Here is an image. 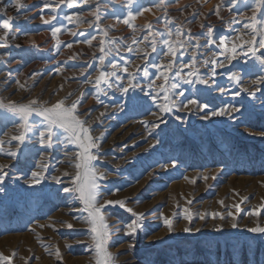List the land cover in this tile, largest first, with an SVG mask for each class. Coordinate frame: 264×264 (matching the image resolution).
<instances>
[{"label": "rangeland", "instance_id": "1", "mask_svg": "<svg viewBox=\"0 0 264 264\" xmlns=\"http://www.w3.org/2000/svg\"><path fill=\"white\" fill-rule=\"evenodd\" d=\"M221 1L164 0L156 7L160 0H133L134 7L147 6L151 12L131 20L130 28L118 20L126 18L128 0H77L74 8L61 5L55 12L53 6L59 0H20V9L14 6L15 0H0V17L11 20L6 41L2 39L5 30L0 28V44H6L0 47V101L28 104L35 99L39 101L34 106L37 109L61 100L65 106L78 101L77 114L87 121L99 145L92 151L98 156L93 163L105 177L98 181L100 203L125 201L127 208L143 214L142 228L128 235L126 226L136 217L118 205L103 209L110 233L108 251L116 258L115 264H264V234L247 231L257 225L264 227V209L259 216L247 215L264 205V137L255 134L264 127V84H252L264 73H243L248 65L259 69L251 54H238L231 61L225 58L219 40L227 37L229 50L233 43L248 40L249 30L243 25L252 13L247 8L234 10L242 2L233 7L232 0ZM97 7L99 20L91 15ZM75 13L82 14L79 23L64 19ZM52 15L56 19L45 24ZM53 27L61 28L55 38ZM149 27L154 35L149 34ZM209 28L216 40L210 45ZM177 29L183 46L173 61L165 54L164 40H175ZM238 36L243 40H237ZM101 41L106 51L111 49L103 65ZM237 53H242L240 47ZM262 53L264 48L257 55ZM206 59L218 61L212 88L205 91L203 85L184 83L181 77L187 78L190 70L211 76L213 65H205ZM169 62L173 66L166 73V86L178 85L169 95L180 110L163 113L159 107L164 103L163 93L158 86L164 81L156 80L160 69L154 65L167 66ZM112 63L117 64V76L110 78L112 87H95L101 71H114ZM230 69L241 70L239 84L228 79ZM129 74L139 87L125 95L120 86H127ZM221 88L225 90L221 92ZM130 96L138 97L140 103L130 104ZM189 99L209 107L203 112L196 105L183 108ZM222 107L240 111L211 115ZM205 113L207 119H201ZM3 115L0 112V141H5L0 165H7L8 176L2 185L5 191L0 193V255L12 256V264H95L90 225L85 222L87 212L78 193L64 191L73 187L79 149L55 138L53 147H41L34 129L18 156L10 157L6 153L17 151L16 142L9 144V136L3 132L11 135L14 129L10 124L5 127ZM31 120L42 124L41 117L33 115ZM66 135L57 130L60 141H65ZM32 172L44 177L34 186L28 183ZM184 209L191 213V222L184 219ZM213 213L219 215L213 218ZM165 218L172 220L173 231L165 226ZM233 223L238 227L234 229ZM186 227L192 231L184 232Z\"/></svg>", "mask_w": 264, "mask_h": 264}, {"label": "snow or ice", "instance_id": "2", "mask_svg": "<svg viewBox=\"0 0 264 264\" xmlns=\"http://www.w3.org/2000/svg\"><path fill=\"white\" fill-rule=\"evenodd\" d=\"M84 3H88V0H83ZM164 0H160L156 7H161L163 5ZM242 2L248 10L251 11L252 15L247 17L248 22L243 25L244 29L249 30L247 35L250 37L248 40L243 41L240 45L233 43L231 49L228 48L227 37H223L219 40V44L224 46V52L226 54L225 58L228 61H231L236 58L238 54H242L244 56H251L254 58L255 61L259 64V69H257L256 65H248L242 71L245 74H252L254 72H262L264 73V53L257 55L259 49L264 48V0H232L233 7L236 6L237 3ZM61 5H66L69 8H74L77 5V0H59V3L53 6V12L55 9L59 8ZM17 9L22 7L20 0H15V5ZM128 8L126 18H118L119 22L126 24L128 27H133L130 23L131 20L136 19L137 16H141L144 12H151V8L147 6L137 5L133 6V0H128V4L126 5ZM99 11L100 9L97 7L95 11L91 13V15L95 16L97 20H99ZM246 15V13H243ZM82 15L81 13H75L74 15H66L64 19H66L69 23H79V17ZM216 15H219V9L216 10ZM2 19V17H0ZM41 19H44L41 16ZM56 16L52 15L51 19L44 20L45 24H50L52 20H55ZM238 22V21H237ZM171 23V22H168ZM203 27V26H202ZM0 28L5 30V35L2 39L5 41L7 40V33L11 31V20L9 19H2V23H0ZM61 31L59 27H53L52 35L53 38L56 37V34ZM82 34V33H81ZM149 34L154 35L151 33L149 27ZM73 36L77 35V33L73 32ZM107 35V33H105ZM169 37L173 34L171 31L168 32ZM182 33L179 29H177L175 33V40L165 39L164 44L167 46L166 55L172 57L173 61L177 55V51L179 48L183 46V42L181 41ZM208 41L207 43L210 45L215 43L216 40L214 38L213 29L209 28L207 31ZM259 37V39H258ZM94 38V37H93ZM144 39H147L145 37ZM237 40H243L242 36H238ZM137 41L134 39L133 43ZM87 43L91 44V40H88ZM104 41H101V48L100 52L104 53L100 57V64L103 65L105 62V58L108 54H110L111 49L106 51L104 45ZM247 44L248 46L245 48L244 45ZM6 44H0V47H4ZM59 47V44H57ZM68 47H71L69 44ZM237 47L242 49V53H237ZM152 51H156L155 41L151 42ZM132 51L131 47L128 49ZM230 51V54H228ZM215 55V54H213ZM205 65L211 63L213 65L211 76L204 77L200 75L197 71L190 70L187 72V78H183V82L186 84L191 85H203L204 90L206 91L209 88H212L214 79L216 76L215 66L217 65L218 61L216 59L212 60H204L203 62ZM247 63V62H245ZM173 64L169 62L167 66L164 65H154V67H158L160 69L159 75L156 77V80L163 79L164 84L159 85L160 92L163 93L164 103L160 105V111L163 113H170L174 109L179 111L180 106H178L171 98L169 93L177 89L178 85L173 82L170 86H166L168 84L169 77L166 74L168 71L171 70ZM222 66V65H221ZM184 67H188L192 69L193 65H184ZM111 68L114 69L112 72L101 71L99 77L95 81V87L99 88L101 84H107L108 87H112L110 82L111 77H116L117 73L115 69H117V64L112 63ZM125 72L128 69L125 67L123 69ZM139 71V69H137ZM177 76H181V71L176 72ZM144 76L147 78L149 73L147 69L144 70ZM134 76L129 74V79L127 81V86H120V91L127 95L129 91L135 92V90L139 87V85L134 84ZM119 79V77H117ZM228 79L230 81L236 82L237 84L240 83L242 76L241 70H229ZM211 81V82H210ZM17 83H19L17 81ZM152 84H155V80L152 81ZM253 85H260L264 84V75H259L257 79L252 81ZM151 87V84L149 85ZM225 89L221 88L220 91L223 92ZM243 91H248V89H243ZM259 91V88H257ZM240 93L237 92L236 95ZM71 95V94H70ZM145 96H148L149 93L145 92ZM159 95V93L157 94ZM179 95L183 96L184 93L180 92ZM250 96H255V92H249ZM128 102L130 104H137L140 103L139 98L136 96H130L128 98ZM39 103L38 100H30L28 104H17L15 102L5 103L0 101V112H3V122L5 127L9 124L12 125L14 129V133L9 135L7 131L3 132V135L9 136L8 143L16 142L17 151L8 150L7 155L10 157H17L19 154V149L25 145L26 139L28 134L32 132L34 129L38 132L39 137V144L41 147L51 148L53 147L54 138L57 142H66L69 144H74L79 151L75 153V160L73 167L76 170L75 176L72 178L71 183L73 187L65 188L64 191L66 193H78V199L83 203L84 209L83 211L87 212V217L85 222L90 225V232H91V240L93 241L94 248H95V264H115L116 258L112 256V254L108 251V241H109V225L105 221V217L103 214V209L108 207L109 205L115 207L119 206L121 209H124L130 213H132L136 219L128 224L126 227L128 229V235H135L138 228H142V224L140 221L143 219V214H136L132 211V209L126 207L125 201H112L106 200L103 204L100 203L101 193L99 192L100 185L98 183L99 180L104 179V174L99 173L94 165V161L98 159V156L93 153V149L99 147L96 141L93 139L90 129L86 126L87 121L81 120L79 115L77 114V107L79 102L74 101L70 106H65V101L61 100L57 103L53 104L51 107H42L37 109L34 107ZM189 105H196L200 111H204L209 107L207 103H200L197 99H189L187 103L183 104V108H188ZM231 111L239 112L240 109L236 107L231 108H220L218 111H211L212 116H224ZM35 115L42 118V124H37L35 121L31 120V117ZM155 115V113H153ZM207 113L201 119H207ZM253 113H249V117ZM159 124H154L153 127H159ZM57 130H62L64 134H67L65 137V141H60V137L57 136ZM251 134V133H250ZM261 137H264V127H261L258 132L255 133ZM5 141H0V148H3ZM175 167V163L172 164ZM7 165H0V193H3L5 189L2 185L5 182V178L8 176V173L5 171ZM46 167V166H42ZM64 175H68L67 172ZM43 176L41 172H32L31 179L28 181L30 186H34L39 184L43 180ZM209 177L204 176V179L207 180ZM215 179V177H212ZM187 179V177H185ZM57 183L60 182L58 177H53ZM193 183L195 181H192ZM119 191V189H117ZM114 194V193H113ZM189 203H191L189 201ZM223 202H221L222 204ZM236 212H240V205H234ZM262 209H264V205L261 207L253 208L250 210L247 215L249 216H259L261 214ZM185 215L184 219L191 222L192 216L188 209H184ZM219 214L213 213V218H216ZM229 216L233 217L235 220V216H233L232 212L228 213ZM204 216H201L203 219ZM223 219V216H220ZM164 224L168 228L169 232L173 231V222L169 218L164 219ZM71 227V225H68ZM232 227L235 229L238 227L236 223L232 224ZM192 231L191 228L186 227L184 232L190 233ZM216 231H221L220 228H217ZM248 232L254 234H264V227L257 225L256 227L248 228ZM134 247V245H133ZM15 254L13 253V256ZM56 256H60L59 250L56 251ZM13 257L12 256H3L0 255V264H12ZM27 264V262H26Z\"/></svg>", "mask_w": 264, "mask_h": 264}, {"label": "bare ground", "instance_id": "3", "mask_svg": "<svg viewBox=\"0 0 264 264\" xmlns=\"http://www.w3.org/2000/svg\"><path fill=\"white\" fill-rule=\"evenodd\" d=\"M227 1V0H226ZM221 2H225V0H222ZM228 2V1H227ZM243 8H245V6H244V4H241L240 5V7H236V8H234V10H239V9H243ZM249 13H251V12H249ZM248 13V14H249ZM246 16V15H245Z\"/></svg>", "mask_w": 264, "mask_h": 264}]
</instances>
